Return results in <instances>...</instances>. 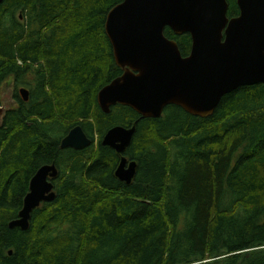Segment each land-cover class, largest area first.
<instances>
[{
	"label": "trees",
	"instance_id": "trees-1",
	"mask_svg": "<svg viewBox=\"0 0 264 264\" xmlns=\"http://www.w3.org/2000/svg\"><path fill=\"white\" fill-rule=\"evenodd\" d=\"M123 1L0 5V89L13 81L18 105L0 125V264H264V84L225 96L208 118L177 106L159 119L122 105L103 113L99 92L123 74L105 24ZM165 35L190 54V35ZM136 122L124 154L102 144ZM77 126L93 144L62 150ZM122 157L138 164L130 185L115 176ZM51 164L56 200L29 230L11 229L31 179Z\"/></svg>",
	"mask_w": 264,
	"mask_h": 264
},
{
	"label": "water",
	"instance_id": "water-1",
	"mask_svg": "<svg viewBox=\"0 0 264 264\" xmlns=\"http://www.w3.org/2000/svg\"><path fill=\"white\" fill-rule=\"evenodd\" d=\"M4 2L0 0V5ZM237 6L240 13L233 18L228 0H124L114 7L105 32L123 74L99 92L102 112L109 114L112 107L122 105L141 119H159L167 107L177 106L192 116L208 118L225 96L264 84V0H237ZM167 28L177 36H191L187 57L176 41L166 37ZM20 93L29 100L26 88ZM7 107V103L0 104V125ZM137 124L110 129L102 144L124 154ZM92 144L77 126L62 140L61 149L79 151ZM137 169V162L122 157L115 176L130 185ZM58 176L56 164L38 170L18 218L9 223L11 229L29 230L33 212L56 200L52 181Z\"/></svg>",
	"mask_w": 264,
	"mask_h": 264
},
{
	"label": "rangeland",
	"instance_id": "rangeland-1",
	"mask_svg": "<svg viewBox=\"0 0 264 264\" xmlns=\"http://www.w3.org/2000/svg\"><path fill=\"white\" fill-rule=\"evenodd\" d=\"M14 94H15L14 82L11 80L9 82H6L0 89L1 101L2 103H7L8 111L17 108L18 106L17 101L14 99Z\"/></svg>",
	"mask_w": 264,
	"mask_h": 264
},
{
	"label": "flooded vegetation",
	"instance_id": "flooded-vegetation-1",
	"mask_svg": "<svg viewBox=\"0 0 264 264\" xmlns=\"http://www.w3.org/2000/svg\"><path fill=\"white\" fill-rule=\"evenodd\" d=\"M23 88H25V87H21V88H19V96H20V98L24 101V102H28V101H25L23 98H22V96H21V93H20V91H21V89H23ZM27 89V88H26ZM28 90V89H27ZM29 91V90H28ZM30 92V91H29ZM68 135V134H67ZM65 138V137H64ZM63 138V139H64ZM104 139V138H103ZM103 142V141H102ZM52 165V164H51ZM53 182V181H52Z\"/></svg>",
	"mask_w": 264,
	"mask_h": 264
}]
</instances>
